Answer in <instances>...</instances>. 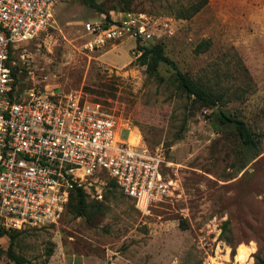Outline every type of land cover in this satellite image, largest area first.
I'll return each mask as SVG.
<instances>
[{
    "label": "rangeland",
    "instance_id": "1",
    "mask_svg": "<svg viewBox=\"0 0 264 264\" xmlns=\"http://www.w3.org/2000/svg\"><path fill=\"white\" fill-rule=\"evenodd\" d=\"M63 0L54 22L14 52L21 93L34 87L81 90L99 101L164 159L173 195L142 213L116 186L92 182L88 201L103 207L87 221L64 212L46 228H25L14 251L24 264H261L264 261V0H205L189 18L180 13L201 0ZM124 12L161 23L173 33L156 39L177 67L226 93L222 108L260 137L246 150L232 126H218L212 109L192 104L160 62L152 75L133 57L135 39L89 52L85 26ZM203 39L209 46L196 51ZM248 70V73L245 72ZM217 109V110H216ZM218 111V106L215 108ZM127 139L129 132L120 130ZM256 153V154H253ZM7 235L0 236L6 249ZM6 262L0 260V264Z\"/></svg>",
    "mask_w": 264,
    "mask_h": 264
},
{
    "label": "built area",
    "instance_id": "2",
    "mask_svg": "<svg viewBox=\"0 0 264 264\" xmlns=\"http://www.w3.org/2000/svg\"><path fill=\"white\" fill-rule=\"evenodd\" d=\"M61 1L0 0V226L6 230L57 224L75 186L111 179L142 213L175 190L161 155L131 141V127L104 103L81 90L47 86L20 94L10 54L52 26ZM173 27L172 18L161 23L124 12L108 23L88 22L83 48L97 51L128 36L138 40L132 49L138 57L142 46L171 35ZM122 129L127 139L120 137Z\"/></svg>",
    "mask_w": 264,
    "mask_h": 264
},
{
    "label": "trees",
    "instance_id": "3",
    "mask_svg": "<svg viewBox=\"0 0 264 264\" xmlns=\"http://www.w3.org/2000/svg\"><path fill=\"white\" fill-rule=\"evenodd\" d=\"M88 6H95L99 8L96 0H83ZM205 0L198 1L189 7L185 8L180 16L183 18H189L198 12L205 4ZM129 0H124L122 10H129ZM110 16L106 15V23L111 22ZM135 40L134 47H138ZM209 46V39H203L196 46V51L205 50ZM133 47V48H134ZM19 48L14 49L10 58L14 59V52ZM137 62L140 65H146L145 72L148 75H152L160 62H165L170 65L172 69V80L175 87L180 90L187 98H191L192 104H198L201 107L212 109L211 115L218 126H232L234 133L239 141V144L246 150H257L260 144V137L252 130V128L240 117H237L222 108L225 104L226 93L224 91L218 92L207 81L201 78H193L190 75L182 72L174 61L167 57L164 53L163 45L161 42L150 44L149 46H142L141 53L137 57ZM17 65L13 66L14 74H17ZM248 73V70L245 69ZM17 80V79H16ZM218 106V111L215 108ZM256 154V153H253ZM108 186H116V183L107 179ZM124 195V194H123ZM88 193L82 187H73L69 192L68 202L66 204L65 211L72 213L75 216H83L87 221H91L94 214L101 211L103 207L101 202L95 201L94 203L88 201ZM21 230H6L0 226V236L7 235L9 243L6 249L0 248V260L10 261L12 264H24L26 263L25 257L16 254L14 251V245L16 238L21 234ZM264 264L263 260L259 261Z\"/></svg>",
    "mask_w": 264,
    "mask_h": 264
},
{
    "label": "bare ground",
    "instance_id": "4",
    "mask_svg": "<svg viewBox=\"0 0 264 264\" xmlns=\"http://www.w3.org/2000/svg\"><path fill=\"white\" fill-rule=\"evenodd\" d=\"M133 131L134 130H132L130 133V140L133 142H140L141 141L140 136H138V134L134 133Z\"/></svg>",
    "mask_w": 264,
    "mask_h": 264
}]
</instances>
